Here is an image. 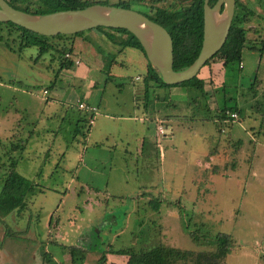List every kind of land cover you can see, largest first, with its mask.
I'll return each mask as SVG.
<instances>
[{
    "label": "rangeland",
    "instance_id": "obj_1",
    "mask_svg": "<svg viewBox=\"0 0 264 264\" xmlns=\"http://www.w3.org/2000/svg\"><path fill=\"white\" fill-rule=\"evenodd\" d=\"M188 1L143 0L133 7L172 9ZM238 1L262 16L243 22L241 67L233 61L213 70L209 80L204 64L197 71L208 75L203 87L179 86L185 95L171 99L167 86L143 93L144 58L136 48L106 53L108 47L98 48L96 32L87 29L52 37L48 41L59 47L73 43L78 59L58 69V52L19 48L17 30L1 24L0 184L13 160L33 189L19 210L0 215V239L2 230L13 235L0 240V264H93L102 250L157 241L192 250L170 264H193L195 252L215 249L218 231L231 236L225 264H264V50L251 48L264 40V0ZM252 79L257 86L248 89ZM237 82L235 92L228 84ZM85 88L92 91L88 103L98 104L91 127L76 106ZM224 100L239 108L237 120L216 119ZM157 116L172 126L173 136L156 141ZM243 186L247 192L240 194ZM51 219L57 220L53 235ZM83 233L96 236L87 257L77 249L70 253ZM113 259L107 254L103 264Z\"/></svg>",
    "mask_w": 264,
    "mask_h": 264
},
{
    "label": "trees",
    "instance_id": "obj_2",
    "mask_svg": "<svg viewBox=\"0 0 264 264\" xmlns=\"http://www.w3.org/2000/svg\"><path fill=\"white\" fill-rule=\"evenodd\" d=\"M6 1L14 7L37 13L52 11L56 9L81 7L93 2L107 3L103 0H15L17 2L25 3V5L21 6L14 0ZM33 2L37 3L40 7L30 9L26 3L31 4ZM134 2L139 3L143 2V0H115L110 4L134 8ZM213 2L214 0H208V4H212ZM237 6H240V10L235 12V16L231 20L225 40L223 41L222 45L203 63V65L206 64L208 68L209 80L210 78H213L212 75L216 74L212 73L213 70H220L223 67L231 64L233 61L237 62L238 68L241 67V61L239 60L240 52L242 47L245 45V41L247 38L245 35L246 28H244L243 22L250 16H254V18L257 20L262 18L261 14L255 13L253 9L247 8L239 1H237ZM136 10L142 12L150 19L160 23L169 32L172 43L171 66L173 69H181L193 60L199 50L202 38V0H189L188 2L181 3L179 4V6L172 9L149 4L147 10L138 8ZM1 24H6L11 27V29L14 28L17 30L16 35L19 39V48L26 45H35L37 48V53L40 54L47 52L48 50H50V52L51 50L58 52V69H60V67L62 66H69L72 64L73 57L71 55L69 57H64V52L69 51L71 53L74 46L73 43H70L67 46L62 45L59 47L55 44L53 45L48 41V39L52 37L61 38L67 35H82L81 33L84 31L80 30L71 33H56L53 35H46L29 30L8 20H0V27ZM105 28L114 32L125 33L126 36L117 39L111 33L106 31ZM87 30H94L96 32V39L98 43H96V45L102 51L104 50L103 47L107 46V50L104 51L106 53L112 52L115 54L116 52L122 50L124 47L128 46L136 48L142 53L144 58V71L141 74V82L144 94H146L147 89L152 84L154 86L182 85L197 88L198 90L203 87V78L199 77L197 75V72L192 77L183 81L171 84L165 83L161 79L160 74L156 70V68L153 67L148 61L147 57L145 56L144 50L137 38L125 28L105 27L98 25L87 28ZM107 41L109 42V44L107 43ZM251 41L257 42L254 41V39H251ZM260 42L262 43L261 46L258 49L256 48L259 53L264 50V41L260 40ZM256 45L257 44H253L252 48H255L254 46ZM114 54L112 56L113 58ZM257 82L258 81H256L255 79L249 81L247 84L248 89H252L253 87L257 86ZM224 85L225 84L223 81L222 87H224ZM228 85L233 86V89L236 92V86L238 87L239 82L234 84L231 83ZM233 99L234 98L231 95L227 96V100L233 102ZM226 104V100H224L223 105L221 107H218L216 119L221 118V116L224 115L225 109L236 110L239 114V108L235 103L229 105ZM229 121L231 120H228V122ZM217 124L219 127V123ZM29 135L30 134H28V136ZM15 145L17 144L11 143L10 148L15 147ZM32 187L33 183H31L30 180L25 178V176H23L15 168V162L13 160H9L0 184V215H7L13 210H19L26 201L25 194L29 193V190L33 189ZM146 203L148 204L150 209L157 210L158 202L152 201V198H149L148 202ZM2 233L3 234L0 239L1 241H3V239L5 238H8V235H11L4 232L3 230ZM12 236L13 235H11V237ZM213 242L215 243L214 250L195 252L193 264H225V255L228 252L232 242L230 234L225 231H218L213 236ZM74 249H77L85 257L89 256V253H86L84 255V251L86 250L78 246H73V249H71L73 251H70V253L74 252ZM191 251L192 250L190 249H180L178 247L169 246L160 241H157L156 243L149 246L146 244L142 245L141 243L138 246L132 245L117 249L102 250L96 257L93 264H103L107 257V254L114 255L115 259L109 260L106 264H170L181 260V258H185L187 254H193V252ZM41 256L43 258L47 257L48 252H46L45 250L42 251ZM70 263L72 264V262ZM38 264H42V262H39ZM178 264H183V262Z\"/></svg>",
    "mask_w": 264,
    "mask_h": 264
},
{
    "label": "water",
    "instance_id": "obj_3",
    "mask_svg": "<svg viewBox=\"0 0 264 264\" xmlns=\"http://www.w3.org/2000/svg\"><path fill=\"white\" fill-rule=\"evenodd\" d=\"M235 0H202V38L193 60L181 69H173L169 32L142 12L109 3L93 2L81 7L29 12L0 0V20L11 21L37 33H71L93 26L122 27L131 32L145 56L165 83L192 77L223 43L231 22Z\"/></svg>",
    "mask_w": 264,
    "mask_h": 264
},
{
    "label": "crops",
    "instance_id": "obj_4",
    "mask_svg": "<svg viewBox=\"0 0 264 264\" xmlns=\"http://www.w3.org/2000/svg\"><path fill=\"white\" fill-rule=\"evenodd\" d=\"M109 33H111V32H113V31H111V30H109V29H106ZM74 57H75V55H73ZM138 74H140V73H138ZM199 74V73H198ZM202 78L204 79V78H206V76H208L206 73H204V74H202ZM205 80V79H204ZM137 85H138V83H137ZM205 85H206V83H205ZM179 86H182V85H171V86H167L166 88H165V90L167 91V93L169 94V99H171L172 97H174V98H176L177 96H184L185 94L184 93H186V92H182V90H181V88H179ZM138 86H136V88H137ZM150 87H152V89H154L156 86H154L153 84L152 85H150ZM162 87H165V86H162ZM206 87V86H205ZM205 89V88H204ZM137 91V90H136ZM136 91H135V88H133L132 89V94H133V99H134V96H135V94H136V96H137V93H136ZM92 93V91L89 89V88H85L84 89V93L82 94V96L80 97V98H78L77 97V100H83V101H86L87 103H88V97H89V95ZM164 94V93H163ZM137 100H135V102H136ZM133 102V101H132ZM90 105H95L96 106V110L98 109V104L97 103H93V101H90ZM89 104V103H88ZM165 104H163V106H164ZM78 110H80V109H78ZM81 111V110H80ZM240 112V111H239ZM85 113V112H84ZM99 116V113H97V111L95 112V114H94V116H93V120H92V122L91 123H88V124H90V127L92 126V125H94L95 124V119L97 118ZM165 116H169L168 114H165ZM239 116V115H238ZM156 120H157V122H156V125H155V127H157V125H162V127H163V130L162 131H160V132H158L157 130H156V128H155V130H154V135L153 136H155L156 137V141L160 138V137H170V136H173V132H172V126L169 124V123H165V122H162L161 123V121L163 120V118L162 117H160V116H157V118H155ZM164 121V120H163ZM13 134V133H12ZM250 138H252V136L250 137ZM239 140V139H238ZM242 142V141H241ZM150 143V142H149ZM154 143V142H153ZM142 145H143V142H142ZM142 145H141V142H140V147H142ZM242 146H243V142H242V144H241ZM150 146V145H149ZM152 148V147H151ZM48 149H50V146H48ZM209 151V150H208ZM208 154V152H205L204 153V155H207ZM199 163V162H198ZM249 169V173L251 174L252 173V171H250V168H248ZM233 171V170H232ZM228 176H229V174H227ZM190 184L191 185H193V184H195V182H193V181H190ZM247 191H245V189H244V186H243V188H242V190H241V192H240V194H244V193H246ZM238 210V209H237ZM237 210L236 211H234L233 213H231V214H229L228 216H233V214L234 213H236L237 212ZM232 220H234V218L232 219ZM57 224V220H55L54 221V223H53V221H52V219L51 220H48V222H47V228H48V231H50L49 233L51 234V235H53V234H55V225ZM50 235V236H51ZM57 235V234H56ZM95 234H87V233H83V234H81L80 236H79V238H78V241L75 243V245H73V246H78V247H80V248H84L86 251H88V250H90V249H92V248H94V247H97V245L95 244V241H96V236H94ZM134 242V241H133ZM37 251H40V252H42V249L41 248H38L37 249ZM36 252V251H35ZM47 252V251H46ZM88 255V254H87ZM34 259H36V258H34ZM71 262V261H70Z\"/></svg>",
    "mask_w": 264,
    "mask_h": 264
},
{
    "label": "built area",
    "instance_id": "obj_5",
    "mask_svg": "<svg viewBox=\"0 0 264 264\" xmlns=\"http://www.w3.org/2000/svg\"><path fill=\"white\" fill-rule=\"evenodd\" d=\"M72 56V54L69 51L64 52V57H69ZM73 62L77 63L78 59L77 58H73ZM241 64V62H240ZM47 91L45 88L42 89V92ZM76 106L78 109L85 111V113L87 114V122L91 123L93 120V116L96 112V106L95 105H90L88 104L86 101L83 100H76ZM238 118V112L236 110H228L225 109L224 110V115L221 116V118H219L220 121L222 122H227L228 120H237ZM163 130L162 125H157V131L160 132ZM66 264H71L70 262L66 263Z\"/></svg>",
    "mask_w": 264,
    "mask_h": 264
},
{
    "label": "flooded vegetation",
    "instance_id": "obj_6",
    "mask_svg": "<svg viewBox=\"0 0 264 264\" xmlns=\"http://www.w3.org/2000/svg\"><path fill=\"white\" fill-rule=\"evenodd\" d=\"M237 1H238V0H235V1H234V9H233V14H232V18H231V20H232L233 17L235 16V12H236V8H237ZM251 39H252V38H251ZM263 41H264V40H263ZM261 44H262V43H261ZM261 44H260V46H261ZM260 46L255 47V48L258 49ZM249 47H251V46H249ZM251 48H252V47H251ZM262 51H263V50H262ZM262 51H261V52H262Z\"/></svg>",
    "mask_w": 264,
    "mask_h": 264
}]
</instances>
